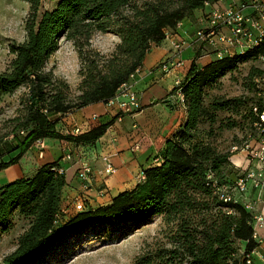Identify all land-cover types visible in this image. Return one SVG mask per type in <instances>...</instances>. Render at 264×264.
<instances>
[{
    "label": "trees",
    "instance_id": "1",
    "mask_svg": "<svg viewBox=\"0 0 264 264\" xmlns=\"http://www.w3.org/2000/svg\"><path fill=\"white\" fill-rule=\"evenodd\" d=\"M25 1L30 5L26 39L11 45L14 57L0 70V102L22 86L28 91L21 98V113L12 119V129L0 135V171L18 163L38 139L95 143L110 122L65 134L58 127L61 116L108 102L142 66L149 50L165 40L167 30L176 29L206 3L219 2L58 0L52 9L40 12L41 0ZM96 32L120 38L110 54L90 48ZM63 37L75 43L82 61L80 93L74 97L65 80L46 70ZM263 54L264 42L244 53L214 57L204 65L194 59L180 85L187 112L184 123L167 139L158 163L143 170L144 179L110 203L91 207L85 200L82 210L63 207L67 180L65 173L58 172L59 161L1 185L0 234L12 231L18 223L26 225L2 264H34L65 233L89 224L104 220L141 223L155 215H161L169 226L167 244L171 246L157 245L139 255L135 264H245V255L257 246L254 214L241 204L222 200L216 189L237 178L231 149L254 131L264 101L255 94V81L253 97L227 98L215 90L239 61L260 59ZM255 76H264L263 70L253 68L250 77ZM236 127L245 129L244 139L228 151L219 149L218 139ZM9 135L13 141H5Z\"/></svg>",
    "mask_w": 264,
    "mask_h": 264
},
{
    "label": "crops",
    "instance_id": "2",
    "mask_svg": "<svg viewBox=\"0 0 264 264\" xmlns=\"http://www.w3.org/2000/svg\"><path fill=\"white\" fill-rule=\"evenodd\" d=\"M205 10H195L176 29L167 30L165 40L147 53L131 82L142 104L140 111L120 116L116 106L97 102L62 115L58 127L65 134L83 133L108 122L110 126L93 144H76L57 138L44 139L42 150L33 144L18 163L0 171V186L31 176L43 164L59 161L67 180L62 201L65 208H72L71 203L79 193L85 197L86 205L96 207L108 204L118 193L134 188L144 179L143 170L158 163L157 156L164 150L167 139L186 119V107L180 103L176 82L185 80L194 59L199 65H204L214 58L193 43ZM179 40L187 41L180 53L184 64L166 72L161 64L172 61L173 42ZM76 128L80 129L79 133H75ZM136 143L139 149L133 150ZM69 153L72 157L67 159L66 154ZM104 156H109L117 168L105 180L100 173L105 166ZM239 156L237 160L232 156V161L238 165L244 162V156ZM82 161L88 162L93 169L87 190H84V182L78 177ZM249 195L255 197L256 192L251 189ZM257 207L264 214L262 203H258ZM253 264H264V261L255 258Z\"/></svg>",
    "mask_w": 264,
    "mask_h": 264
},
{
    "label": "rangeland",
    "instance_id": "3",
    "mask_svg": "<svg viewBox=\"0 0 264 264\" xmlns=\"http://www.w3.org/2000/svg\"><path fill=\"white\" fill-rule=\"evenodd\" d=\"M57 2L58 0H41L40 12L52 9ZM29 14L30 5L25 0H0V70H5L14 57L11 45L26 39ZM119 42L120 38L116 34L96 32L90 40V48L107 55ZM253 68L263 70L264 74V61L252 58L239 61L234 71L227 72L221 78L215 93L227 98L253 97V83L257 77H250ZM81 69L82 61L75 43L61 38L59 48L49 59L46 70L65 80L70 86L71 97H74L80 93L78 86L82 79ZM27 91L28 88L22 86L0 102V135L12 129V119L21 113V98ZM244 137L245 129L242 127L227 130L218 139V148L228 151ZM5 141H13L12 135L7 136ZM233 157L237 160L240 156L237 154ZM25 228L26 225L21 222L12 231L0 234V264L15 249ZM168 234L169 226L161 215H155L141 223L104 220L65 233L34 264H135L139 255L157 245L170 247L167 244Z\"/></svg>",
    "mask_w": 264,
    "mask_h": 264
},
{
    "label": "built area",
    "instance_id": "4",
    "mask_svg": "<svg viewBox=\"0 0 264 264\" xmlns=\"http://www.w3.org/2000/svg\"><path fill=\"white\" fill-rule=\"evenodd\" d=\"M204 8L206 10L201 19L202 24L194 34L193 43L215 58L244 53L264 42V0H219L216 4L206 3ZM186 44V40L173 42V59L170 63L161 64L164 71L184 64L180 53ZM260 60L264 61V54L260 56ZM138 71L139 69L132 73L116 95L106 102L109 106H116L120 116L133 114L142 109L140 98L131 86ZM181 83V80L176 82L177 94L180 103L185 105V96L180 89ZM255 84V94L264 101V76H257ZM79 132L80 129L76 128L75 133ZM34 144L41 150L45 147L44 139H38ZM132 149H139V144H134ZM231 152L234 155H243L244 162L238 165L232 161L239 170L237 178L232 183L218 186L216 192L222 200L241 204L254 214V239L257 246L244 257L245 264H253L255 258L264 261V214L258 211L257 207L258 203L264 206V108L258 113L254 131L249 132L241 144L233 146ZM71 157L70 153L66 154L67 159ZM103 159L105 166L100 173L105 180L114 174L117 168L109 156H104ZM58 172L65 173L64 167L60 165ZM92 174L91 165L82 161L78 168V177L84 182V190L88 189ZM251 189L256 192L255 197L249 195ZM71 205L76 210L85 207V197L82 193L74 197Z\"/></svg>",
    "mask_w": 264,
    "mask_h": 264
}]
</instances>
